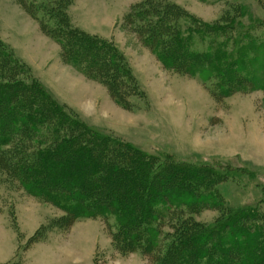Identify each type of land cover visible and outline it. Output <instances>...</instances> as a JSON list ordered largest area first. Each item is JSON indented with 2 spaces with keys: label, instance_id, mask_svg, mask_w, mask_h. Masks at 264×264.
Returning <instances> with one entry per match:
<instances>
[{
  "label": "rangeland",
  "instance_id": "rangeland-1",
  "mask_svg": "<svg viewBox=\"0 0 264 264\" xmlns=\"http://www.w3.org/2000/svg\"><path fill=\"white\" fill-rule=\"evenodd\" d=\"M154 1L149 0V4ZM162 1L204 22L235 25L231 36L253 24L252 32L264 44V0H157ZM147 2L0 0V41L23 63L18 78L42 83L57 102L85 123L77 126L90 137L80 140L79 146L92 149L96 158L102 154L101 163L108 162L110 152H122L125 161L140 159L141 164L131 165L132 169H147L149 165L150 172L162 173L170 165L157 156L170 154L177 162L194 163L192 167L207 170H202L200 180L192 177L199 188L197 199L204 204L182 205L174 211L173 219L152 222L158 226L162 247L175 244L179 220L204 230L246 206L258 208V222L262 224L264 86L219 98L198 75H185L163 66L145 42L147 29L137 27L141 26L140 19L132 17L134 7L144 8ZM152 4L149 7L154 9ZM59 14L66 26L112 42L124 56L136 84V88H130L125 105L116 102L103 81L87 78L66 63L62 46L42 32L44 24L54 23ZM17 66L20 70L21 65ZM0 68L2 77L9 78L13 73L8 67ZM89 127L95 129V134L86 130ZM102 142L103 148H99ZM42 146L35 145L37 149ZM149 156L153 160L147 163ZM120 163V159L115 160L113 165L121 169L130 166ZM36 180L18 181L0 173V263L160 264L149 252L116 236L120 223L114 214L78 216L86 209L79 206L88 202L84 195L77 197L78 188H69L72 199L66 202L70 204L67 207L60 195L55 196L47 185L40 186ZM70 182L64 179L58 187ZM155 188L161 194L165 189L161 181ZM212 191L216 192L215 202L203 197Z\"/></svg>",
  "mask_w": 264,
  "mask_h": 264
},
{
  "label": "trees",
  "instance_id": "trees-1",
  "mask_svg": "<svg viewBox=\"0 0 264 264\" xmlns=\"http://www.w3.org/2000/svg\"><path fill=\"white\" fill-rule=\"evenodd\" d=\"M147 3L144 8L134 7L132 17L140 19L141 26L137 27L147 29L145 42L163 66L185 75H198L219 98L264 86V44L258 42L259 37L252 32L253 24L231 36L230 30L236 28L231 23L204 22L163 1L150 3L154 9L149 7V0ZM58 16L54 23H45L42 32L62 46L66 63L87 78L103 81L116 102L125 105V99L136 84L124 56L112 42L80 32L77 27L71 29L66 26L63 15ZM6 49L0 41V67H8L13 72L9 78L0 75V173L18 181L38 178L40 186L47 185L55 196L60 195L67 207L70 204L66 202L72 199L69 188H78L77 197L88 198L87 205L79 208H94L93 211L82 210L85 214L78 216L114 214L120 223L116 236L149 252L160 264H163L160 260L164 264H264V221L258 222L257 207L241 206L236 214L204 230L179 220L175 244L170 242L162 247L164 244L154 221L173 219L174 211L182 205L204 204L202 199H197L199 188L195 182L200 180L202 170H207L192 167L194 163L177 162L170 154L157 156L170 165L168 171L163 169L162 173L150 172L149 165L147 169L142 166L132 169L131 165L141 164L140 159L134 158V163L125 161L122 152H110L108 162L101 163L102 154L96 158L92 149L84 150L79 146L87 135L77 124L85 123L57 102L42 83L18 78L23 63ZM17 64L21 65L20 70ZM5 78L8 81L3 80ZM63 126L66 129L63 130ZM86 130L95 131L90 127ZM99 139L101 141V136ZM36 144L44 148L37 149ZM119 159L120 164L130 165L129 168L113 165ZM152 160L149 156L146 162ZM159 175H164L162 180L155 179ZM194 176L197 180L192 179ZM64 179L72 182L58 187ZM159 181L165 188L162 194L155 188ZM46 193H50L49 189ZM214 195L216 192L212 191L203 197L215 202ZM36 237L34 235L33 239ZM0 264L20 263L10 260Z\"/></svg>",
  "mask_w": 264,
  "mask_h": 264
}]
</instances>
